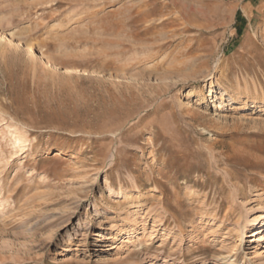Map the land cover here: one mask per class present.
<instances>
[{
	"label": "rangeland",
	"instance_id": "374dc122",
	"mask_svg": "<svg viewBox=\"0 0 264 264\" xmlns=\"http://www.w3.org/2000/svg\"><path fill=\"white\" fill-rule=\"evenodd\" d=\"M0 37V264H264V0H0Z\"/></svg>",
	"mask_w": 264,
	"mask_h": 264
},
{
	"label": "bare ground",
	"instance_id": "6f19581e",
	"mask_svg": "<svg viewBox=\"0 0 264 264\" xmlns=\"http://www.w3.org/2000/svg\"><path fill=\"white\" fill-rule=\"evenodd\" d=\"M4 43H5V39L0 37V48L3 47ZM20 45L23 46V51H24L25 55L32 61H35L36 59H38L39 55H40V58H42V60L50 61V62H52L53 64H56V65L59 64L55 58L49 57L48 55H46L43 52H40V54H37V52L35 51V48L33 47V44H31L30 42H23ZM58 66H59V69L61 70V73H66V74L70 73V71L65 69L64 67H61L60 65H58ZM237 99H239V97ZM237 99L234 98V97H229L227 99V102L234 104L237 101ZM223 102H225V101H223ZM183 105H184L183 101H179V106L182 107ZM130 214H131V216L134 215L133 212L130 213ZM128 222H129V220H128ZM262 224H264V219H262ZM263 233H264V231L256 230V231L253 232V234L251 236V238H254V237L256 238L258 235H260L259 236L260 239H259V241H257V245L255 246L256 250H261L263 248V247H260L261 244H262L261 241H260L261 240V234L263 235ZM190 234H191V236H190V238L188 240L189 242L196 236V228H195L194 225L191 227ZM260 254H261V252H260ZM262 259H264V257Z\"/></svg>",
	"mask_w": 264,
	"mask_h": 264
}]
</instances>
